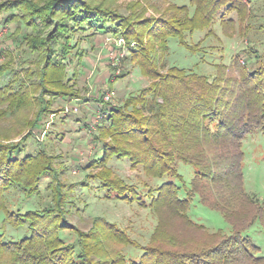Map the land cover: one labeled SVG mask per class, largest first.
<instances>
[{
  "label": "trees",
  "instance_id": "16d2710c",
  "mask_svg": "<svg viewBox=\"0 0 264 264\" xmlns=\"http://www.w3.org/2000/svg\"><path fill=\"white\" fill-rule=\"evenodd\" d=\"M112 4L114 0L0 1V12L10 11L6 20L17 23L12 33L19 32L20 27L27 29L15 40L20 39L19 43H25L37 56L35 62L22 61L26 64V68L21 67L25 74L14 72L11 80L0 87L1 110L13 115L34 108V118H25L24 125L40 127L47 114L62 110H51L55 101L80 95L77 65L82 63L85 51L79 40H73V34L88 30L86 35L91 37L110 34L121 39L123 62L127 58L132 61L148 84L129 93L121 105L104 100L100 93L98 112L103 115L94 135L100 153L89 161L95 172L87 176L99 181L108 196L113 191L116 198L133 201L138 198L136 186L116 173L109 161L115 157L127 159L133 168L140 165L146 175L160 180L145 191L144 196L149 197L146 206L153 211H169L204 237L189 248L177 246L167 234H158L140 245L114 222L98 215L92 217L87 231L72 227L77 246L66 243L60 232L67 227V189L84 184L80 181L64 189L60 181L64 171L56 167L54 156L44 147L19 156L22 142L28 137L24 135L17 142H0L1 226L24 229L18 239H8L0 231V264H264V256L253 253L255 245L236 230L240 224L232 223V213L222 202L229 189L234 190L232 196L237 193L247 197L243 191L241 145L247 133L264 129V65L249 73L243 64L235 62L236 74L232 77H225L228 65L223 63L215 64L212 74L178 65H170L162 73L158 67L169 39H177L196 53L200 43L187 42L185 33L209 28L222 9L241 17L248 10L247 4L243 0H189L188 5L168 2L159 16L142 12L136 19L131 14H120ZM223 17V27L227 21L233 25L232 18L226 21ZM72 64L77 65L69 74ZM11 67L9 63L1 64L0 75L12 72ZM179 161L196 170L188 184L176 169ZM45 175L50 178L47 186L52 206L24 212L6 207L4 193L8 188L17 186L26 196L32 195ZM165 176L171 179L162 180ZM193 194L203 205L220 212L237 232L227 236L218 229L204 234V226L192 221L187 213ZM256 220H260L257 213L249 222ZM129 245L140 250L137 260L124 252Z\"/></svg>",
  "mask_w": 264,
  "mask_h": 264
},
{
  "label": "rangeland",
  "instance_id": "374dc122",
  "mask_svg": "<svg viewBox=\"0 0 264 264\" xmlns=\"http://www.w3.org/2000/svg\"><path fill=\"white\" fill-rule=\"evenodd\" d=\"M33 1L41 2V0ZM243 1L248 7L245 15L240 17L235 11L225 13V10L222 9L215 15L209 28L197 30L193 34L185 33L187 42L200 43L199 52L191 53L180 45L177 39H169L164 58L161 63H158L160 72L165 73L170 65H178L197 73L212 74L215 69L214 65L223 63L228 65L225 77H232L236 74L235 62L243 64L249 73L255 71L258 66H263L264 0ZM168 2L188 5L189 0H114L111 7L120 14H131L136 19L142 12L145 16H159ZM189 8L192 9L191 6ZM16 12L21 13L20 9H17ZM9 13L10 11L0 12V65L9 63L12 66V72H4L0 75V87L11 80L14 72L20 71L19 74L22 76L24 72L21 67L25 66L26 68V64H22V61L32 63L37 58L35 54H31L25 43H19L20 39L15 40L27 29L20 27L19 32L12 33L13 29L17 27V23L15 20H6L10 16ZM222 16L226 21L228 18H232L233 25L230 26L227 21L224 24L227 26L223 27L220 23ZM88 32V30H79L73 34V40L80 41L79 46L82 51H85V54L82 63L80 65L72 64L68 72L70 74L76 65L82 68L85 62L91 66L87 71L91 78L95 74L92 69L105 58L109 74L105 86L98 88L97 92L103 94L112 91L113 96L110 101L121 105L129 93H134L146 86L148 80L139 73L137 66L128 58L123 62L122 58L125 54L119 50L120 44L122 45L119 43V39H115L110 34H95L91 37L86 35ZM10 50H13L11 55L8 54ZM122 77H125L127 81L124 83L122 93L117 94L113 86ZM30 82L27 79V83ZM78 82L79 79H77L76 87L80 95L75 99L81 102L74 106L70 102H61L62 99L55 101L50 107L51 110L56 111L59 108L62 110L47 114L41 120V126L38 128L24 125L25 118H34V108L28 107L11 115V113L2 111L0 106V136L3 135L0 137L1 143L17 142L24 135L28 136L23 142L21 141L19 156L25 153H34L44 147L49 154L54 156L56 167L64 171L60 175L64 189L80 181L84 184L67 189L68 201H70L65 206L67 227L60 232L61 238L66 243L77 246V235L72 227L77 226L83 231H87L91 226L92 217L99 215L107 221L114 222L126 232L129 238L140 245L150 242L158 234H167L181 248H189L188 245L196 244L199 238L202 239L204 235L185 224L180 218L170 214L169 211L163 208L153 211L146 206L149 197L144 196L145 191L148 187H155L160 180L146 175L140 165L133 168L127 159L115 157L109 161V165L116 173L128 183L136 186L138 198L133 201L116 198L113 191L108 196L99 181L88 178V173L95 172L93 168L89 167V161L100 153V145L94 140V135H96V126L101 121L100 116L103 115L98 112L102 103L98 100L95 110L93 104H86V102H91L93 97L81 100L87 93L95 94L96 89L95 91L90 90L87 86H80ZM158 101L160 102L161 99ZM2 106L5 109L4 105ZM89 113L91 114L89 115ZM88 116L91 118L88 123L84 124L83 120H86ZM241 147L244 153L242 160L243 191L246 192L247 197H241L237 193L232 196L234 190L229 189L228 194H225L227 203L222 202L232 213V223L240 224L236 230L242 236L248 237L255 245L256 250L253 253L256 256H264V129H254L247 133L242 139ZM176 169L187 184L196 172L193 166L182 161L177 162ZM169 179H171L170 176H165L162 180ZM48 180L50 178L46 175L41 177L38 191L28 196L23 193L20 187L8 188L4 193L6 207L24 212L28 209L52 206V193L47 186ZM179 197H184V191H179ZM248 198L249 200H247ZM187 213L192 221L204 226V234L206 232L215 233L221 229L225 235L229 236L236 231L231 227V224L226 222L220 212L203 205L196 194L192 196ZM255 213L259 215L260 220L251 224L249 221ZM1 218L2 213H0V231H4L8 239H18L24 234L23 228L16 229L9 224L1 226ZM124 252L126 255L132 256L134 260H137L141 253L138 248L130 245L124 248Z\"/></svg>",
  "mask_w": 264,
  "mask_h": 264
},
{
  "label": "crops",
  "instance_id": "0c3cea01",
  "mask_svg": "<svg viewBox=\"0 0 264 264\" xmlns=\"http://www.w3.org/2000/svg\"><path fill=\"white\" fill-rule=\"evenodd\" d=\"M90 67L91 66L85 64V62H84V65H83L82 68L79 67V78H78L79 79V82H78V84L80 86L81 85L87 86V87L90 88V90H94L95 91V89H96V93L95 94L87 93V94H85V96H83L84 98L81 97L82 98L81 100H85L87 98L88 99H91L93 97L92 98V101L89 102V103L86 102V104H93L95 106V110H96L97 109V105H98V100H99L98 98L100 96V93L97 92L98 91L97 89L98 88L100 89V87L105 86L106 78H107V76L109 74V70H108L107 60L105 58H104V60H102L99 63L98 66H95V68L92 69V71L94 70L95 74L91 78H90L91 75H89L88 72H87L90 69ZM126 81H127L126 78L125 77H122L116 83V85L114 84L113 87H114L115 91L117 92V94H121L122 93L123 88L125 86L124 83ZM93 87H94V89H93ZM61 102H65V103H69L70 102V104H74V106H75V105H77V103H80L81 101L78 100V99H70V100H63ZM112 103L113 104H116V102H112ZM90 114L91 113H89V115ZM89 118H91V117L88 116L86 120H83V123L84 124L88 123ZM77 123H79V122H77Z\"/></svg>",
  "mask_w": 264,
  "mask_h": 264
},
{
  "label": "built area",
  "instance_id": "2783aa9c",
  "mask_svg": "<svg viewBox=\"0 0 264 264\" xmlns=\"http://www.w3.org/2000/svg\"><path fill=\"white\" fill-rule=\"evenodd\" d=\"M119 40H120V42L119 41L118 42L122 43V40L121 39H119ZM122 53H124V51ZM112 96H113V92L112 91H108L106 93H103V99L106 100V101L110 100V98H112Z\"/></svg>",
  "mask_w": 264,
  "mask_h": 264
}]
</instances>
